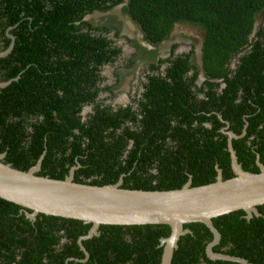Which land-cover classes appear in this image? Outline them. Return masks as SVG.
Wrapping results in <instances>:
<instances>
[{
  "label": "trees",
  "instance_id": "trees-1",
  "mask_svg": "<svg viewBox=\"0 0 264 264\" xmlns=\"http://www.w3.org/2000/svg\"><path fill=\"white\" fill-rule=\"evenodd\" d=\"M124 2L152 46L178 23L203 29L201 69L193 50L174 56L173 45L172 58L149 62L140 97L126 105L108 101L114 94L101 74L120 53L106 37L115 16L97 25L85 19ZM263 9L264 0H0V53H7L0 83L12 80L0 88L1 161L27 171L44 153L38 176L63 180L77 166L74 181L82 184L121 179L123 189L169 191L190 179L197 187L215 182L216 167L224 180L234 176L227 126L240 136L232 139L237 161L259 173L264 27L255 25ZM25 210L0 198V264H160V240L170 234L165 224L100 225L81 240L83 249L78 241L91 224L45 214L32 221ZM257 210L212 218L221 235L213 251L264 264V204ZM183 228L191 232L180 236L171 264H241L206 256L213 234L204 224Z\"/></svg>",
  "mask_w": 264,
  "mask_h": 264
},
{
  "label": "water",
  "instance_id": "water-1",
  "mask_svg": "<svg viewBox=\"0 0 264 264\" xmlns=\"http://www.w3.org/2000/svg\"><path fill=\"white\" fill-rule=\"evenodd\" d=\"M6 54L0 53V57ZM11 81L0 83V88ZM226 129L227 126L222 132L228 136L227 149L234 173L229 179L224 180L216 167L215 182L202 186L192 187L189 179L181 188L169 191L123 189L121 179L103 186L77 183L74 181L77 166L72 167L63 180L38 176L44 153L27 171L3 163V153L0 154V198L29 209L30 212L25 210L24 213L32 221L38 214H45L91 224L88 234L79 238L81 247V240L98 235L100 225H168L169 236L160 240L163 248L160 264H171L180 236L191 232L183 228L184 224L202 223L213 234L205 248L210 260L250 264L244 258L213 251L221 235L212 218L238 210H243L246 218H250L252 214L259 215L257 206L264 204V165L257 158L259 173L243 170L232 147V139L240 136Z\"/></svg>",
  "mask_w": 264,
  "mask_h": 264
},
{
  "label": "flooded vegetation",
  "instance_id": "flooded-vegetation-1",
  "mask_svg": "<svg viewBox=\"0 0 264 264\" xmlns=\"http://www.w3.org/2000/svg\"><path fill=\"white\" fill-rule=\"evenodd\" d=\"M125 3L126 2L119 4L116 7H113L107 11L95 12L85 17V19L87 20H90L92 18L93 24L97 25L101 17H103V20L105 21L108 19V17L115 16L114 27H111L109 29V31L106 33V37L111 42L112 47L115 45L120 48V53L114 61L103 66L101 74L106 79V85L111 87V91L114 94V96L108 101H110L111 104L122 105H126L127 103L131 102L132 99H135L136 101L138 97H140L141 92L143 91L140 83L145 80L146 74L150 72L149 62L153 60H164L166 58L171 57V48L173 45H176V47L173 49L174 56L181 54L182 52L188 53L189 51L193 50L194 62L201 69V49L198 57V54L195 49L196 45H193V43H191L189 49H183L179 51L178 49H180L179 46L181 43L179 39L175 37L176 35L174 34L173 36L170 35V37L166 40L165 43L162 42L157 47L150 45L145 40L144 33L141 30L138 29L135 33L131 34L129 32L128 25V21H130L131 19L127 17V13L123 10ZM115 8H118L119 12L113 10ZM175 29L176 28L174 26V30ZM153 50L156 51L155 57L151 53ZM130 60H133L135 66L130 67ZM236 63L237 60H233L231 67H235ZM166 66V63L160 64V71L162 72ZM116 69L119 70V75L124 78L122 83H119L117 85V77H115L114 74L116 72ZM131 81L136 83L132 85ZM202 81L203 79L201 78L200 70L195 83L197 85H200ZM107 95L108 94L105 92L102 93L100 97L104 98ZM122 95L126 97L125 103L120 102L119 98H121ZM88 109L89 108L85 107L82 113L85 114Z\"/></svg>",
  "mask_w": 264,
  "mask_h": 264
},
{
  "label": "rangeland",
  "instance_id": "rangeland-1",
  "mask_svg": "<svg viewBox=\"0 0 264 264\" xmlns=\"http://www.w3.org/2000/svg\"><path fill=\"white\" fill-rule=\"evenodd\" d=\"M113 10H116L117 12H119L118 8H115ZM128 19V18H127ZM129 20V19H128ZM128 25H129V32L135 33L139 27L137 24H135L133 21H128ZM256 25L257 28L259 26H263L264 27V9L257 14L256 16ZM175 30L171 33V36L176 35L175 37H177L180 41V46L178 49L180 50H187L189 49V46L191 45V43H193V45H196L195 49L196 52L198 54H200V42L202 40V36H203V29L201 27H199L198 25L195 24H190V23H178L175 26ZM140 30V29H139ZM136 82L131 81V84H135ZM121 103H125L126 101V97L124 98H119Z\"/></svg>",
  "mask_w": 264,
  "mask_h": 264
},
{
  "label": "clouds",
  "instance_id": "clouds-1",
  "mask_svg": "<svg viewBox=\"0 0 264 264\" xmlns=\"http://www.w3.org/2000/svg\"><path fill=\"white\" fill-rule=\"evenodd\" d=\"M116 7V6H115ZM176 26V25H175ZM139 27V26H138ZM200 27V26H199ZM255 27L257 28V25H255ZM140 29V28H139ZM141 30V29H140ZM255 31H253V33H254ZM167 40V39H166ZM166 40H164L163 41V43H165L166 42ZM201 42H202V40H201ZM201 42H200V49H201ZM151 45V44H150ZM183 53V52H182ZM202 54V53H201ZM233 60H237V58H234ZM233 60L231 61V63H230V67H231V64H232V62H233ZM200 64H201V68H202V60L200 61ZM231 68H234V67H231ZM201 78L204 80L205 79V77H204V73H203V71L201 70ZM216 81H219V80H216ZM124 97V95H122L121 96V98H123ZM236 155V154H235ZM260 162V161H259ZM239 163V162H238ZM240 164V163H239ZM241 165V164H240ZM242 167V166H241ZM243 169V168H242ZM221 170V169H220ZM232 170V169H231ZM244 170V169H243ZM222 172V171H221ZM232 173H233V170H232ZM233 175H234V173H233ZM234 177V176H233ZM223 178V177H222ZM232 178V177H231Z\"/></svg>",
  "mask_w": 264,
  "mask_h": 264
}]
</instances>
